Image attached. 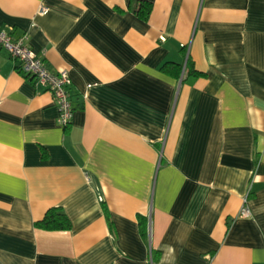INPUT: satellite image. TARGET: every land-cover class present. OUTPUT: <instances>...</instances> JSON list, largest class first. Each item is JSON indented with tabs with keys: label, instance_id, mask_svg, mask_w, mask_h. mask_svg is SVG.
Instances as JSON below:
<instances>
[{
	"label": "crops",
	"instance_id": "0c3cea01",
	"mask_svg": "<svg viewBox=\"0 0 264 264\" xmlns=\"http://www.w3.org/2000/svg\"><path fill=\"white\" fill-rule=\"evenodd\" d=\"M0 30L73 109L0 49V264H264V0H0Z\"/></svg>",
	"mask_w": 264,
	"mask_h": 264
},
{
	"label": "built area",
	"instance_id": "2783aa9c",
	"mask_svg": "<svg viewBox=\"0 0 264 264\" xmlns=\"http://www.w3.org/2000/svg\"><path fill=\"white\" fill-rule=\"evenodd\" d=\"M27 40V33L13 38L11 30H0V49L7 53L15 63L16 69L24 77L31 79L36 87H42L52 94L58 107L57 122L60 126L66 127L71 123L73 110L67 90L70 79L65 71L50 70L42 58L28 47ZM238 215L240 217L250 216L246 199Z\"/></svg>",
	"mask_w": 264,
	"mask_h": 264
},
{
	"label": "trees",
	"instance_id": "16d2710c",
	"mask_svg": "<svg viewBox=\"0 0 264 264\" xmlns=\"http://www.w3.org/2000/svg\"><path fill=\"white\" fill-rule=\"evenodd\" d=\"M151 10V4L149 2H141L140 7L137 9V14L143 18H147ZM189 61L186 60V67ZM162 69L167 73L178 75L181 70V65L177 63H165ZM194 76H199L201 73L188 70ZM35 227L44 230H69L71 228V222L66 214L59 207H51L46 210L44 216L39 221L35 222Z\"/></svg>",
	"mask_w": 264,
	"mask_h": 264
}]
</instances>
